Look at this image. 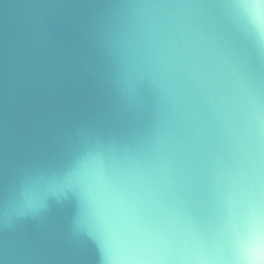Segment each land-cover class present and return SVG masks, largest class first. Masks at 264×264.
<instances>
[{"label":"clouds","instance_id":"1","mask_svg":"<svg viewBox=\"0 0 264 264\" xmlns=\"http://www.w3.org/2000/svg\"><path fill=\"white\" fill-rule=\"evenodd\" d=\"M80 6L122 122L81 126L65 169L25 170L0 229L74 200L97 264H264V0Z\"/></svg>","mask_w":264,"mask_h":264},{"label":"water","instance_id":"2","mask_svg":"<svg viewBox=\"0 0 264 264\" xmlns=\"http://www.w3.org/2000/svg\"><path fill=\"white\" fill-rule=\"evenodd\" d=\"M87 0H0V203L38 165L71 166L84 124L111 131L122 117L85 32ZM76 202L0 229L2 264H97V244L74 238Z\"/></svg>","mask_w":264,"mask_h":264},{"label":"snow or ice","instance_id":"3","mask_svg":"<svg viewBox=\"0 0 264 264\" xmlns=\"http://www.w3.org/2000/svg\"><path fill=\"white\" fill-rule=\"evenodd\" d=\"M244 251L248 253L249 255H252L255 250V236L254 234H250L249 238L244 242Z\"/></svg>","mask_w":264,"mask_h":264}]
</instances>
